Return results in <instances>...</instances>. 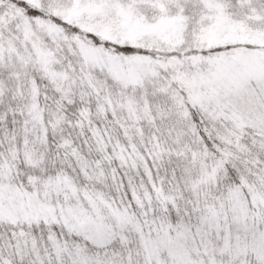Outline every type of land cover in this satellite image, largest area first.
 <instances>
[{"label":"snow or ice","instance_id":"obj_1","mask_svg":"<svg viewBox=\"0 0 264 264\" xmlns=\"http://www.w3.org/2000/svg\"><path fill=\"white\" fill-rule=\"evenodd\" d=\"M0 264H264V0H0Z\"/></svg>","mask_w":264,"mask_h":264}]
</instances>
